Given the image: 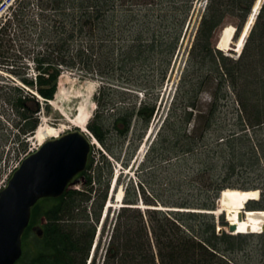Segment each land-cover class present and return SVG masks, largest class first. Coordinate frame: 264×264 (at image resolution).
<instances>
[{
    "label": "trees",
    "instance_id": "1",
    "mask_svg": "<svg viewBox=\"0 0 264 264\" xmlns=\"http://www.w3.org/2000/svg\"><path fill=\"white\" fill-rule=\"evenodd\" d=\"M37 2V20L30 17V0H22L13 24L19 28L17 40H32L34 48L39 49L33 51L36 80L18 72L16 61L8 63L12 69L7 70L37 92L47 114L51 112L48 101L55 99L64 70L99 77L104 84L95 97L98 108L94 119L100 108L115 110V133L110 135L100 125L93 126L94 119L89 130L109 156L116 161L124 159L126 162L122 165L128 167L132 153L129 151L127 158L124 157V148L134 135L137 141H142L155 116L158 98L149 101L148 97L161 90L196 0ZM255 2L208 1L169 113L159 132L160 152L172 153V157L183 153L197 155L201 149L215 154L225 145L233 149L235 143L244 141L246 151L254 158L252 166L260 168L264 147V139L259 135L264 131V4L239 59L226 56L214 43L228 18L238 21L240 32ZM13 25L5 30L6 37L0 38V47L8 45L9 52L16 40V37H8V30L15 29ZM26 49L30 56L29 45ZM9 55L13 59L17 57L14 50ZM2 58L6 59V55H0V60ZM155 62L157 68L152 67ZM155 72L160 76L159 83L155 81ZM131 91L143 93L145 98L140 100ZM205 94L209 95V102L203 101ZM131 97L134 102L130 103ZM0 102L3 103H0V149L8 141L4 119L15 127V137L22 150L27 151L25 137L39 126L40 100L10 84L0 86ZM4 106L13 111L16 119L11 118ZM228 106L237 116V131L229 135L221 133L211 140V131L217 125L216 116ZM112 137L117 138L116 143ZM233 155L224 161L218 160L214 169H219L220 165L223 169L229 167L231 177L239 168L244 170L247 153L238 155L233 151ZM100 162L109 169L106 177L103 167L97 165L95 169L91 158L87 171L82 174L85 183L80 190L69 188L61 198L44 199L34 207L32 223L38 224L45 217L47 224L40 239L30 240L31 230H27L20 264H87L112 177L108 158L102 155ZM226 188L238 187H217L212 195H207L205 202L166 203L150 192V197L147 196L142 187L143 202L147 206L159 203L171 208L215 210V200ZM262 195V201L252 203L250 208L264 210V193ZM124 202L127 207L117 214L102 264H264V235L218 234L215 217L205 213L141 210L136 207L139 199L132 183L126 189ZM245 217L262 222L264 211H247ZM221 223L226 224L223 218ZM256 242L259 248L255 247L258 246ZM97 261L96 256L91 264Z\"/></svg>",
    "mask_w": 264,
    "mask_h": 264
},
{
    "label": "rangeland",
    "instance_id": "2",
    "mask_svg": "<svg viewBox=\"0 0 264 264\" xmlns=\"http://www.w3.org/2000/svg\"><path fill=\"white\" fill-rule=\"evenodd\" d=\"M205 1L206 0H196V2L194 3L191 17L184 30L179 49L176 53V56L174 57L167 77L162 84L161 90L159 93L152 92V94L148 97L149 101H154V97L158 98L155 102L156 113L149 129L146 131L142 141H137V136L134 135L132 137L131 143L127 142L126 147L124 148V157L127 158L128 155L126 154H129V151H131L132 153L130 154L131 160L129 166L125 168L122 165L123 162H126L124 159L122 161L112 160V162L108 160L113 173L111 182H113V178H115L116 176L118 177V182L115 188L116 190H113L114 193H112L111 195L110 193H108L109 195L107 202L112 204V208L108 209V218L105 220V223L102 225V229L100 230L98 248L95 250V256L97 255L98 260L97 264H102L107 241L113 229L118 211L123 203H120V199L124 196L123 189L127 188V184L130 182V180L134 188L138 189L139 187L140 189L143 183V190L146 192L147 196L150 195V192L152 195H158L160 197V200L165 201L166 203L173 201L177 203H185L187 201H189L190 203L205 202L207 199V195H212L215 191V188L222 185H234L240 189H243L241 191H244L245 188L251 190L257 189L260 192V195L262 197L261 199H263L262 193H264V147L262 152L263 160L261 162L260 168L252 166V161L254 160V158L246 151V142L244 141L235 143V146L232 147L233 149L225 145L215 154H210L213 153V151L201 149L198 150L199 152L197 155L183 153L182 155H179V157H172V153L170 154L169 152L166 153L164 151H159L161 148V139L158 132L164 120L167 118L172 99L175 96L174 92L177 89L178 84L180 83L182 73L185 69V64L187 63V59L189 57L190 48L193 41L195 40L196 30L202 16ZM32 3H36V6L32 7L30 4V13H34L37 11V1L33 0ZM237 24L238 21L236 19L228 18L227 22L224 25L225 27L223 29L221 28L215 36V45L220 43V37L227 27H235L234 29L236 30ZM240 37L241 35L239 33V35H237V37H235V39L233 40L234 42L231 46V49L224 52L226 56L233 59H237L239 57V54L236 52V49H238L236 48V45L240 40ZM32 39L35 40V36H33ZM28 42L29 44H27ZM21 43H23V50H21ZM27 45H29L30 47V56L27 55ZM34 45L35 43L32 40L20 42L18 39V41H16L14 44V48L11 49L14 50V53L17 55L16 58L13 59L10 57L9 54H11V50L9 52L8 45L0 47V55H6V58L10 59L8 62L16 61L17 66L19 67L17 71L20 73H26L25 68L28 65L30 68L28 69V75L31 78H34L36 72L35 66L33 64V51L34 49H36L37 52L39 50L38 47L34 48ZM19 57H22V59L20 60ZM157 66L158 64L157 62H155L152 67L157 68ZM153 75L155 81L159 83V74L155 72V74ZM8 77V73L1 72V84H14L12 82L14 80ZM103 84L104 82L101 81V79L97 76H86L81 71L64 70L60 78L59 91L57 93L56 99L51 104L50 114H47V112L44 111V113L39 116L41 127L43 126L44 128H50L55 132H59L60 130L68 132L69 130H72L76 127L81 129L84 133H88V122L93 114L90 123L92 122L96 115V109L98 108V105L95 103V97L98 95V92ZM131 92L135 93L133 95L141 99V93L134 91ZM132 98L133 97H131V100H129L130 103L134 102ZM209 99V95L205 94L203 97V101L209 102ZM97 112H99L98 116L93 120L94 123L92 125H100L105 132H109L110 135H113V133H115L114 124L116 121V112L107 108H100ZM203 120L207 121L206 118H204ZM216 120L217 125L213 127V131H211L210 134L211 140H215L221 133H223L224 135H229L232 132L237 131L238 127L236 124L238 119L236 114L233 113V109L230 106L224 107L222 110H220V112H218V116H216ZM6 126L8 128V131H5V133H7L9 141L6 143V146L3 149H0V158L4 159L3 161H1V164L6 161L7 167L1 170V179H3L5 175H7L8 170L11 167L13 168L22 157V155L19 154L17 137L14 136V132L16 133V130L14 128H11L8 124H6ZM89 133L91 134V132ZM252 133L251 135H253ZM259 135H262V138L264 139V131L260 132ZM112 138H115L113 139V143H116L117 138ZM38 142L39 139L37 138V134H35L29 141V148L33 150L36 149L37 147H39ZM134 142L135 146L132 147V143ZM203 151L206 152L203 153ZM233 151H235V153L238 155H240L241 153H247V155H245V165L247 164V167L244 168V170H242L243 168H239L236 172V175L232 174L233 176L231 177L229 167L223 169L222 165H220L219 169H214V165L219 163L218 160L224 161V158H232V156H234ZM157 152L159 153L157 154ZM103 154L104 152L101 148V145H95V149L92 154L94 166H96L98 162H100L101 156ZM220 163L222 162L220 161ZM108 170L109 169H106L103 166V174L105 176L107 175ZM219 176H221V178H218ZM148 182L150 183V185L148 184ZM77 185L75 187H77ZM121 187H123V189L119 190ZM150 187L155 190V194H153ZM95 189L98 191V186H95ZM116 192L118 194L117 197ZM219 200L220 195L215 200V209H219ZM161 208L166 209V207ZM213 216H215L219 221L217 227L220 230H223L225 233H230L227 214L225 213ZM222 218L228 225L224 226L221 223ZM100 225L101 222L100 224H98V227ZM256 244L258 246L255 247L259 248L260 245L258 244V242H256Z\"/></svg>",
    "mask_w": 264,
    "mask_h": 264
},
{
    "label": "water",
    "instance_id": "3",
    "mask_svg": "<svg viewBox=\"0 0 264 264\" xmlns=\"http://www.w3.org/2000/svg\"><path fill=\"white\" fill-rule=\"evenodd\" d=\"M91 151L90 139L75 129L49 139L23 161L0 192V264H15L21 258L33 207L43 198L61 197L86 171ZM239 220L243 221L242 213ZM236 231L237 226L231 225L230 232Z\"/></svg>",
    "mask_w": 264,
    "mask_h": 264
},
{
    "label": "bare ground",
    "instance_id": "4",
    "mask_svg": "<svg viewBox=\"0 0 264 264\" xmlns=\"http://www.w3.org/2000/svg\"><path fill=\"white\" fill-rule=\"evenodd\" d=\"M263 0H260L258 2L257 11L259 10L260 5L262 4ZM256 20L255 15H253L248 23L247 28L244 29L242 33V37L238 41L236 45L237 52H241L244 43L246 41V38H248L250 29L252 28V25L254 24ZM235 32V29L232 27H227L222 33V36L220 37V43L218 44V48L221 50H229L231 49V46L233 45V34ZM52 103V102H51ZM85 131V130H84ZM54 130L50 128H44L43 126L39 127L35 134H37V138L39 139V146L44 144L45 141H47L50 138L59 137L61 134L65 133L64 130H60L59 132H55ZM96 144V143H95ZM121 190V189H120ZM118 196V195H117ZM259 198L258 191H241V190H226L221 195V198L219 200V211H216L215 213L217 215L219 214H227L228 221L231 225L237 226V234H244V233H255L257 231H261L262 225H264V221L262 222H255L248 220L245 217V214L243 213L245 210V205L252 200H257ZM112 208V204L107 205V209ZM242 213L244 215V219L241 222L239 220V214Z\"/></svg>",
    "mask_w": 264,
    "mask_h": 264
},
{
    "label": "built area",
    "instance_id": "5",
    "mask_svg": "<svg viewBox=\"0 0 264 264\" xmlns=\"http://www.w3.org/2000/svg\"><path fill=\"white\" fill-rule=\"evenodd\" d=\"M14 3V0H0V27L10 18L8 8Z\"/></svg>",
    "mask_w": 264,
    "mask_h": 264
},
{
    "label": "flooded vegetation",
    "instance_id": "6",
    "mask_svg": "<svg viewBox=\"0 0 264 264\" xmlns=\"http://www.w3.org/2000/svg\"><path fill=\"white\" fill-rule=\"evenodd\" d=\"M40 223H42V225H43V224L45 223V222H44V219H41V222H40Z\"/></svg>",
    "mask_w": 264,
    "mask_h": 264
}]
</instances>
